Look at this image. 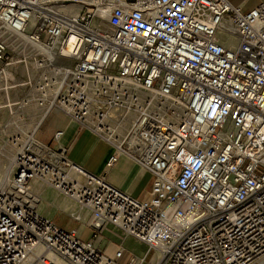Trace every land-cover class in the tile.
<instances>
[{
  "label": "built area",
  "instance_id": "2783aa9c",
  "mask_svg": "<svg viewBox=\"0 0 264 264\" xmlns=\"http://www.w3.org/2000/svg\"><path fill=\"white\" fill-rule=\"evenodd\" d=\"M18 35L54 57L40 53L57 87L50 109L113 148L107 169L126 156L152 187L134 198L64 147L13 138L0 264H122V250L96 245L108 225L155 264H264V3L0 0L1 74L23 62L7 40ZM33 180L91 213L90 240L39 213Z\"/></svg>",
  "mask_w": 264,
  "mask_h": 264
},
{
  "label": "rangeland",
  "instance_id": "374dc122",
  "mask_svg": "<svg viewBox=\"0 0 264 264\" xmlns=\"http://www.w3.org/2000/svg\"><path fill=\"white\" fill-rule=\"evenodd\" d=\"M7 40L11 50L15 54L22 56L23 62L9 66L3 74L0 73V169L6 166V169H9L6 172L7 174L0 176V186L10 179L13 173L11 165L15 155V148L12 147L11 140L15 137L25 139L31 134H35L38 137L41 133H44V137H51V134L53 135L54 133V118L57 116L61 117V115L50 109V102L57 93V87L49 88L48 86L52 77L50 63H40V59H42L40 52L36 51L30 44H25L18 38L11 36H8ZM64 63V61L55 62L56 65ZM43 117L45 118L41 123ZM52 118L54 120H52L53 124L51 125L50 119ZM127 127L128 125H125L121 129L126 130ZM43 188H45L44 193L50 190L53 194H59L48 186ZM29 192L35 201L37 200L36 206L39 209L42 206V198H40L42 196L37 191ZM57 198L58 200L62 198L59 203L63 205L77 206L74 202L63 196L61 197V195ZM46 206L47 209L44 216H49L54 211V208L49 204H46ZM62 217L70 220L68 216L64 215ZM60 223L61 225H67L68 222ZM90 234V230L85 231L81 235L82 241L89 239ZM100 236V244L103 245L107 256L113 257L117 249L124 252L122 264H130L136 256L141 255L142 251H145V249L147 251L145 245V249L139 247L132 239L128 238L113 225H108L103 229ZM146 259V264H149L150 261L152 264L156 262V256L153 253H150Z\"/></svg>",
  "mask_w": 264,
  "mask_h": 264
},
{
  "label": "crops",
  "instance_id": "0c3cea01",
  "mask_svg": "<svg viewBox=\"0 0 264 264\" xmlns=\"http://www.w3.org/2000/svg\"><path fill=\"white\" fill-rule=\"evenodd\" d=\"M230 2L234 6H240L244 11H248L264 3V0H230ZM55 112L61 115V117L57 116L54 118L55 120L53 118L50 119L51 125L53 124L52 120L55 122V125H53V135L51 134V137H44V133L38 135L39 139L44 144L54 149L64 147L67 150L69 159L81 165L89 172L97 175L106 174V179L110 184L125 191L134 198L140 200L148 198L152 187V177L148 172L126 156H122L112 168L107 169L106 162L112 154L113 148L101 137L88 130L81 129L68 118L62 116L60 112ZM44 118L45 117L41 119V123ZM57 131H63L64 133L59 143L54 140V134ZM44 186L45 185L37 180L31 181L29 185V191H37V193L42 196L40 197L42 198V206L38 209L39 213L45 215L47 209L46 204L51 205L54 211L49 216L45 217L66 230H76L80 237L85 231L90 230V237L86 241L90 240L94 234L91 213L79 206L69 204L63 205L59 203L62 198L58 200L57 197L60 195L57 194L59 195L57 196L50 190L44 193ZM36 203L37 200L35 201V204ZM64 215L70 217V220L62 217ZM66 221L68 222L67 225H61L60 222L65 223ZM68 225L71 226L69 227ZM128 238L132 239L139 247L145 249L144 245L134 238ZM96 245L103 248V245L100 244V240L96 241ZM146 255L147 251L145 249V251L141 252V255L136 256L134 259L142 260L146 258ZM149 264H152L151 261Z\"/></svg>",
  "mask_w": 264,
  "mask_h": 264
},
{
  "label": "bare ground",
  "instance_id": "6f19581e",
  "mask_svg": "<svg viewBox=\"0 0 264 264\" xmlns=\"http://www.w3.org/2000/svg\"><path fill=\"white\" fill-rule=\"evenodd\" d=\"M16 37H18V39L19 40H22V41H24V43H26V44H30L36 51H38V52H40V53H42V54H44L45 56H47V58H48V60L49 61H54V57H53V55L49 52V51H46V49H44L41 45H36V44H33V43H31V42H29V39L27 38V36L26 35H18V36H16ZM36 54H38V53H36ZM40 106V105H39ZM2 150V149H1ZM12 161H13V159H12ZM12 166V165H11ZM7 167V166H6ZM6 167H2L1 169H0V176L1 175H4L9 169L7 168L6 169ZM10 168V167H9ZM7 174V173H6ZM8 177V176H7ZM6 179V178H5Z\"/></svg>",
  "mask_w": 264,
  "mask_h": 264
}]
</instances>
